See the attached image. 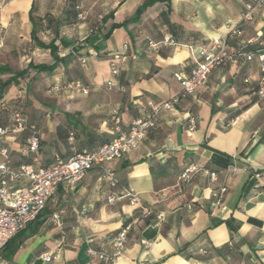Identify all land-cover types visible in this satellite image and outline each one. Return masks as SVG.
Instances as JSON below:
<instances>
[{
  "label": "crops",
  "instance_id": "obj_1",
  "mask_svg": "<svg viewBox=\"0 0 264 264\" xmlns=\"http://www.w3.org/2000/svg\"><path fill=\"white\" fill-rule=\"evenodd\" d=\"M146 1L0 0V66L15 72L55 65L51 73L29 70L0 99V128L10 127L16 113L37 126L40 166L96 150L146 117L149 103L178 94L174 75L189 74L191 50L226 37L229 27L241 30L229 37L230 48L264 51V5L243 21L250 0H167L132 22ZM79 5L88 11L85 21L76 19ZM164 39L175 46L160 44ZM149 42L160 45L151 50ZM123 45L128 52L115 82L124 91L108 90L110 56ZM262 76L255 58L214 68L192 97L161 113L136 150L107 163L116 187L96 169L76 185L61 184L39 218L0 252V264H264ZM71 83L79 87L65 88ZM27 137L0 136V151H7L13 168L35 166ZM189 166L199 170L184 183L180 176ZM221 187L226 192L216 204ZM122 188L137 194L135 206L127 199L106 202ZM128 224L117 259L87 255L88 249L111 253L112 240ZM43 255L56 260L45 263Z\"/></svg>",
  "mask_w": 264,
  "mask_h": 264
},
{
  "label": "built area",
  "instance_id": "obj_2",
  "mask_svg": "<svg viewBox=\"0 0 264 264\" xmlns=\"http://www.w3.org/2000/svg\"><path fill=\"white\" fill-rule=\"evenodd\" d=\"M263 5L264 0H250L245 5V12L241 15V19L243 21L251 20L252 12ZM75 9L77 11V21H85L88 17V11L81 5ZM42 25L46 28L44 21ZM46 32L48 33L49 30L46 29ZM240 35L241 30L238 26L229 27L226 37L213 40L210 45H200L194 50L190 49L192 68L189 74L178 73L174 75L175 81L180 86L179 93L166 102L149 103L150 113L146 117L133 121L125 132L120 133L112 141L103 144L94 151L78 153L66 160L55 156L51 165L40 166L37 157L40 140L39 130L35 124L28 123L19 113H16L10 127L0 128V136L8 132H27L28 151L34 155L35 166L20 165L17 168H13L9 163L7 151H0V155L5 159L0 164V252L17 233L37 220L61 184L76 185L89 172L96 169L101 172L103 179L111 188L116 187L118 180L113 170L107 166V163L121 159L136 150L138 145L147 137L149 131L157 127L161 113L172 110L179 105L181 100L192 97L196 90L206 83L209 74L214 68L220 67L225 63L236 64L241 58L246 62H250L255 58L259 64V71L263 74L258 82V94L259 96H264V51L244 52L230 48L228 45L229 37H238ZM160 44L175 46L170 39H164ZM160 44L149 42L148 48L156 50ZM127 52L128 46L123 45L119 51L111 54L109 61L111 79L106 82L108 90L124 91L123 87L115 82V78L119 75ZM81 62L83 63L84 61ZM72 87H79V85L71 83L65 86V88ZM53 89L58 90L59 88L54 87ZM112 120L116 126L119 125L117 111L113 112ZM188 124L190 129H193L196 125L195 118L189 116ZM198 170L195 166L185 168L180 180L188 183ZM209 176L213 181L216 179L215 173H210ZM255 177L257 178L258 175H255ZM23 181H27L28 184H22ZM225 192L226 188L221 187L216 204H219L220 198ZM122 199H127L130 206H135L139 200L137 194L129 188H122L118 194L106 196L108 204ZM52 219L59 226V216L54 214ZM130 228L131 225L128 224L117 233L111 243V253H97L88 249L86 251L87 255L106 263L113 262L125 250L127 234ZM54 260H56L55 255L42 256V261L45 263H51Z\"/></svg>",
  "mask_w": 264,
  "mask_h": 264
},
{
  "label": "trees",
  "instance_id": "obj_3",
  "mask_svg": "<svg viewBox=\"0 0 264 264\" xmlns=\"http://www.w3.org/2000/svg\"><path fill=\"white\" fill-rule=\"evenodd\" d=\"M160 1L164 2V1H167V0H147L143 5H141L137 9L135 17L132 20V22H136L138 20V17L141 15V13L146 8L152 6L153 4H155L157 2H160ZM32 11H33V8L31 9V13H32ZM121 26H124V23L121 24V25H113L112 28L114 29V28H118V27H121ZM49 48L53 49V47H51V46H49ZM54 69H55V65L47 66V65H32V64H29L27 69L14 72V71H11L10 69H8V68H6L4 66H0V76L8 75V77L5 80H0V99L2 98V95H3L4 91L10 85L18 84V82L20 80H23L28 75L29 70H33L36 73H51ZM10 241L6 244L4 249L8 246Z\"/></svg>",
  "mask_w": 264,
  "mask_h": 264
}]
</instances>
